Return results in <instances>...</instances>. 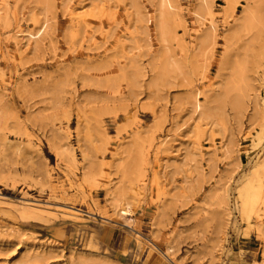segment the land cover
I'll return each instance as SVG.
<instances>
[{"label": "rangeland", "instance_id": "rangeland-1", "mask_svg": "<svg viewBox=\"0 0 264 264\" xmlns=\"http://www.w3.org/2000/svg\"><path fill=\"white\" fill-rule=\"evenodd\" d=\"M198 1L0 0V264H264V26Z\"/></svg>", "mask_w": 264, "mask_h": 264}, {"label": "bare ground", "instance_id": "bare-ground-1", "mask_svg": "<svg viewBox=\"0 0 264 264\" xmlns=\"http://www.w3.org/2000/svg\"><path fill=\"white\" fill-rule=\"evenodd\" d=\"M159 1L160 2H159V23H158V27L161 31L162 38L164 40H167L169 37V34L171 32V29H170L171 25H169V22H168V21H170L169 14L172 11L171 9H173L174 7H173L171 0H159ZM227 2L230 4V6H229L230 8L229 7L228 8L233 12L236 5L240 2V0H227ZM247 2H248V4L245 6L244 11H243V20L241 22V28L243 27V29H248V30L249 29H258L259 30L262 26H264L263 25L264 18L260 12L259 7L256 6L257 4H255L256 1L247 0ZM213 4H214V0H199L198 5H197V9H196V14L200 18H204L206 15L211 14ZM203 40L204 41L210 40L209 33H207L204 36ZM167 65H169V64H167ZM170 65H172V64H170ZM177 66H180V65H177ZM170 68L172 70V67H170ZM170 68H168L167 70H169ZM166 73H168V72H166ZM197 106H198V103H197ZM258 202L264 204V191H263L262 187L257 186L252 191L247 190L246 201L244 203V209L247 211L248 207H250L253 203H258ZM122 210H125V212L127 214L131 213L130 209H128L127 207L123 208Z\"/></svg>", "mask_w": 264, "mask_h": 264}]
</instances>
